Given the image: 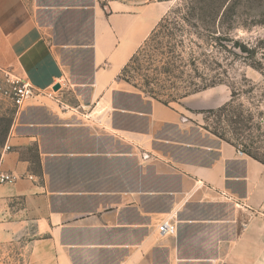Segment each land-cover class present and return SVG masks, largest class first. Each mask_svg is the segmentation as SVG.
Returning <instances> with one entry per match:
<instances>
[{
  "label": "crops",
  "instance_id": "1",
  "mask_svg": "<svg viewBox=\"0 0 264 264\" xmlns=\"http://www.w3.org/2000/svg\"><path fill=\"white\" fill-rule=\"evenodd\" d=\"M33 2L79 18L0 0V66L37 89L1 151L0 264H264V162L119 77L164 4Z\"/></svg>",
  "mask_w": 264,
  "mask_h": 264
},
{
  "label": "rangeland",
  "instance_id": "2",
  "mask_svg": "<svg viewBox=\"0 0 264 264\" xmlns=\"http://www.w3.org/2000/svg\"><path fill=\"white\" fill-rule=\"evenodd\" d=\"M27 1L40 23L50 29L59 21H64L62 26L74 28V23L78 21L77 14L64 15V12L61 13L57 9L38 10L33 0ZM64 1L76 0H48V3L56 5ZM80 1L77 0V2ZM102 1L105 3L109 0ZM120 1L132 7L163 3L166 12L184 2V0ZM67 23L70 25L67 26ZM221 30L231 32V36L239 44L235 47V54L228 55L224 51L218 53L221 67L217 74L222 82L211 87L213 89L206 93L208 97H205L203 101L204 107L191 108L187 103L189 101H185V97L181 98L182 91L178 93L174 89L165 91L163 99L176 106L183 104L187 109H191L193 121L200 123L214 135L234 143L245 154L264 159V0H235L229 18L225 20ZM242 45L250 48L252 52L244 51L241 48ZM141 58L142 66H146L147 57ZM144 74L151 73L143 68L139 71V75L136 74L137 82L141 84L142 89H144L142 86ZM17 109L10 100L0 96L1 151Z\"/></svg>",
  "mask_w": 264,
  "mask_h": 264
},
{
  "label": "trees",
  "instance_id": "3",
  "mask_svg": "<svg viewBox=\"0 0 264 264\" xmlns=\"http://www.w3.org/2000/svg\"><path fill=\"white\" fill-rule=\"evenodd\" d=\"M234 2L184 0L179 6L169 9L132 55L119 77L138 91L167 105L171 103L163 97L169 89L178 93L182 91L181 98H184L221 83L222 79L217 74L221 67L218 53L235 54V47L239 44L231 32L221 30ZM241 48L252 52L245 45ZM142 56L147 57L146 66L140 62ZM143 68L151 73L142 76L144 89L137 82ZM1 146L0 141V158ZM252 157L264 162V159Z\"/></svg>",
  "mask_w": 264,
  "mask_h": 264
},
{
  "label": "built area",
  "instance_id": "4",
  "mask_svg": "<svg viewBox=\"0 0 264 264\" xmlns=\"http://www.w3.org/2000/svg\"><path fill=\"white\" fill-rule=\"evenodd\" d=\"M36 92L37 89L27 79L20 77L9 67L0 66V96L10 100L15 107L24 106ZM239 153L245 154L242 150H239ZM18 178L19 176L13 172L0 170V187L16 182ZM160 228L163 233L175 231L174 226L168 220H164Z\"/></svg>",
  "mask_w": 264,
  "mask_h": 264
},
{
  "label": "water",
  "instance_id": "5",
  "mask_svg": "<svg viewBox=\"0 0 264 264\" xmlns=\"http://www.w3.org/2000/svg\"><path fill=\"white\" fill-rule=\"evenodd\" d=\"M60 88V84H56L55 86H54V90H58Z\"/></svg>",
  "mask_w": 264,
  "mask_h": 264
}]
</instances>
